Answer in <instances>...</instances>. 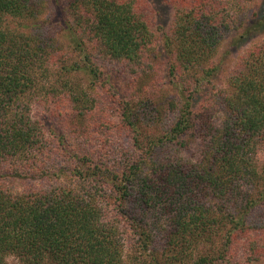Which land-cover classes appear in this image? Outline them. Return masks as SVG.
I'll return each mask as SVG.
<instances>
[{
    "label": "trees",
    "instance_id": "16d2710c",
    "mask_svg": "<svg viewBox=\"0 0 264 264\" xmlns=\"http://www.w3.org/2000/svg\"><path fill=\"white\" fill-rule=\"evenodd\" d=\"M255 1L169 0L166 27L151 0H65L66 44L43 0H0V264L264 260V39L223 82L214 62L264 27ZM101 65L160 91L121 96ZM54 93L68 116L116 111L72 137L33 115Z\"/></svg>",
    "mask_w": 264,
    "mask_h": 264
},
{
    "label": "rangeland",
    "instance_id": "374dc122",
    "mask_svg": "<svg viewBox=\"0 0 264 264\" xmlns=\"http://www.w3.org/2000/svg\"><path fill=\"white\" fill-rule=\"evenodd\" d=\"M169 0H151V2L155 5L156 10L158 11V25H165L166 27L168 26L171 18H172V10L169 5L166 4V2ZM263 0H256L254 7H259L261 4L263 5ZM43 3L45 6H49L50 12L46 15H44V18L46 19L47 16L50 17V21L56 26H54V30H56V36L66 44H70L71 42V34L70 30L68 28V24L62 23V14L61 10L63 8V4L65 3V0H43ZM255 9V8H254ZM252 13H250L249 18ZM253 20L251 19V23H247L244 25L242 28H237L233 32H231L226 39L224 40L218 54L214 58V62L219 66L220 69V74L217 76V81L218 82H223L225 77L229 74L232 73L234 70L236 64L240 61V59L246 55L256 44H258L262 39H264V27L261 26L260 23H258V19L253 15L252 16ZM61 24V26H57L56 23ZM52 24V25H53ZM164 41V40H163ZM164 55L162 54V59ZM161 59L158 60L159 67H161L164 63ZM109 68L106 66L101 65V70L103 71L104 74L110 73V83L115 84V88L118 89V92L121 96L123 95H131L135 94L138 92L139 89H141L143 86H145V90L147 89L150 92H153V90L156 89L155 93L158 92V87L159 84H155L153 82L152 78H147L145 81H139V82H128L125 79L118 78L114 72H110L108 70ZM51 76V84L57 85V81L60 80L59 74L57 71L53 72ZM160 72H157L154 77L157 78ZM63 76V75H61ZM80 76L81 83H83L86 87H88V83L90 80L89 75L85 74L84 72H81ZM64 77V76H63ZM163 76V73L161 75ZM101 84L104 82L103 76L100 78ZM154 83L152 87H149V83ZM136 83V84H135ZM157 83V81H156ZM143 84V85H142ZM99 93L104 92L103 95H105V91L103 88L100 86V84L97 86ZM163 90L166 91V88H163ZM160 91V89H159ZM154 93V92H153ZM59 98L58 93L51 94L50 96L48 95H43L41 99L36 103V105L33 109V115L37 118H43V117H48L51 119H54L58 123H55V126L59 124V128L66 133L70 134V136L74 137L78 133L72 131L73 128L77 125L78 127H81L82 129L84 127H89L92 122H96L98 119H105L108 116L112 114V112H115V107L111 105V103L108 102V98H106L103 101L102 108H104V112H98L96 109L93 113V115H89L85 120L82 118H78L76 116H68V113L65 111L64 104L61 105V109L58 111L57 107V99ZM61 99V97H60ZM64 114L66 116H64ZM221 114H218L220 116ZM102 116V117H101ZM67 117V118H66ZM66 118V119H65ZM66 122V123H65ZM186 152L185 154L191 155V152L189 151H184ZM261 158L264 157L263 154L260 155ZM18 187H20L21 184L16 183ZM130 250V249H129ZM128 250V251H129ZM8 264H21L19 260L14 257L10 256L8 257L7 260ZM254 264H264V260L254 263Z\"/></svg>",
    "mask_w": 264,
    "mask_h": 264
}]
</instances>
